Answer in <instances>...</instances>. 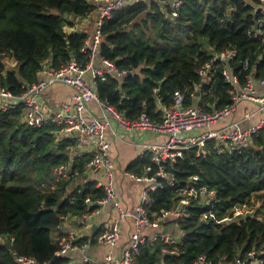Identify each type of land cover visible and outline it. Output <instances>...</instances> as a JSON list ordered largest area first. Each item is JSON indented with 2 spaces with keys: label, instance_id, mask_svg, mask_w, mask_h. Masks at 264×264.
<instances>
[{
  "label": "trees",
  "instance_id": "trees-1",
  "mask_svg": "<svg viewBox=\"0 0 264 264\" xmlns=\"http://www.w3.org/2000/svg\"><path fill=\"white\" fill-rule=\"evenodd\" d=\"M258 1L183 0L176 17L160 9L159 0L114 11L102 25L98 56L130 72L97 76L94 88L99 98L127 121L142 112L159 120V103L170 104L174 90L185 93V103L207 111L229 104L234 88L225 81L222 66L215 67L208 81L197 68L214 51L234 48L236 54L227 63L239 84L247 75L264 74V35L247 33L261 15L253 7ZM92 9L89 0H0L1 82L19 92L22 82L36 80L44 61L55 67L70 60L85 65L88 57L82 46L88 32L75 24ZM8 57L14 66L4 63ZM54 129L51 123L26 125L19 108L0 111V264H18L12 250L33 257L36 264H66L70 254L56 256L52 228L62 216L94 211L96 200L104 195L95 179L85 177L90 154L72 158L75 140L56 139ZM207 147L205 154L196 148L183 150L167 167L178 182L152 190L144 207L151 219L161 209L173 208L178 188L194 175L196 186L215 190L214 201L207 205L191 197L183 205L187 215L172 220L183 232L180 240L145 241L135 257L138 264H195L199 254L214 264L236 258L250 264L247 252L264 247V220L259 217L264 209V127L239 152L218 151L211 142ZM69 160L77 174L59 179L53 168ZM148 164L150 153L136 157L127 171L141 176ZM70 184L73 188L68 190ZM87 196L90 203L85 202ZM243 205L255 206L254 213L234 214ZM208 208L215 218L201 220Z\"/></svg>",
  "mask_w": 264,
  "mask_h": 264
},
{
  "label": "built area",
  "instance_id": "built-area-1",
  "mask_svg": "<svg viewBox=\"0 0 264 264\" xmlns=\"http://www.w3.org/2000/svg\"><path fill=\"white\" fill-rule=\"evenodd\" d=\"M93 5L91 16L93 26L88 32L82 50L86 53L88 60L85 65H81L75 60L55 67L44 61L37 70V78L31 83L22 82L21 91L15 92L0 80V111H10L18 109L21 112L23 122L30 127H41L51 123L55 126L54 134L60 138H72L76 140V146L80 144H91L92 152L85 162V168L92 172L100 173L97 185L104 190V195L96 200L98 212L100 207L110 204L115 210V216L111 223L95 236V242L106 244L110 250L105 254L103 261L105 264H138L136 255L140 253V245L145 241L154 242L159 237L162 240L172 243L180 240V237L170 233L147 235L145 229L156 228L160 223L171 217L180 219L187 213L183 205H188L191 197L199 199L203 204H210L214 201L216 192L205 185L196 186L197 176H189L186 185L178 188L179 200L173 208L161 209L160 214L151 219L144 207L148 202L149 193L157 188L166 185H174L178 182L175 174L167 169L172 167L176 158L187 148H196L197 153L205 154L208 150L207 144L211 142V147L218 151H241L252 142L255 135H258L264 127V92L256 89V84L264 86V74L258 78L247 75L243 84H239L237 74L230 71L227 61L234 57V48H225L214 51L210 58L197 68L199 76L208 81L214 73L215 67L221 65V72L226 82L230 83L234 92L231 95V102L220 108L207 111L193 103H185V93L181 90H174L172 102L170 104L159 103L161 117L153 120L142 112L132 121L125 120L112 106L104 103L98 96L94 84L97 76H104L105 73L113 72L122 75L130 72V69H120L113 61L98 56V49L103 39L102 25L106 18H109L114 11L132 5L136 2L147 0H89ZM183 0H159L160 9L173 17L178 15ZM255 12H260V16L254 20L252 29L247 33L254 35H264L262 27L264 25V0H259L253 5ZM3 54V53H0ZM4 63L14 66L12 58H4ZM2 71H0V74ZM55 84L68 85L73 92L68 98L63 99L54 106L46 96L47 89ZM246 100L255 105V108L241 119L227 120L235 111L237 104ZM94 102L99 113L93 111L89 104ZM54 108V109H52ZM257 113L255 121L243 123V119ZM115 118L121 126L138 129L152 130L165 134V139L161 143L143 145V150L150 151V161L145 167V174L138 176L132 174L136 181L145 184L141 190L139 203L131 213L133 220V230L130 239L119 252L114 251L120 238V223L127 215L120 201L117 199L114 190V161L110 156V145L107 139V129L110 127L109 118ZM227 120V121H226ZM222 124V125H219ZM116 134V133H115ZM72 160L61 163L53 168L57 177L68 179L76 175L77 171L71 170ZM155 169V170H152ZM152 172V173H151ZM90 203V197L85 199ZM243 213L252 215L247 206H239L234 210V214ZM66 216H62L64 220ZM215 218V211L208 208L200 215L201 220ZM223 217L221 220H227ZM56 228L61 227L59 222ZM13 238H10L12 241ZM58 248L56 255L69 254L78 248H86L89 242L78 244L76 236L72 233L62 234L57 239ZM165 251L166 249L163 248ZM18 264H36L31 256L19 254L12 250ZM250 264H264V247L247 252ZM94 264L96 261L90 255L84 253L78 260H68L66 264L72 263ZM195 264H214L205 254H199ZM217 264H246L245 260L236 258L233 261H218Z\"/></svg>",
  "mask_w": 264,
  "mask_h": 264
},
{
  "label": "crops",
  "instance_id": "crops-1",
  "mask_svg": "<svg viewBox=\"0 0 264 264\" xmlns=\"http://www.w3.org/2000/svg\"><path fill=\"white\" fill-rule=\"evenodd\" d=\"M92 15V14H91ZM90 16H84L83 20L76 25L78 28H85L87 32L92 29L93 18ZM256 89L260 92H264V86L257 83ZM73 92V89L64 84H55L50 86L46 91V96L51 101V105L66 99ZM89 107L99 113L98 108L94 102L89 104ZM160 108V107H159ZM255 108V105L246 100L240 101L235 111L227 120L241 119ZM54 109V108H52ZM258 114L254 113L247 118L243 119V123L253 122L257 119ZM226 120V121H227ZM110 127L107 129V139L110 145V156L114 161L115 173H114V190L117 199L120 201L124 211L127 215L120 223V238L118 245L114 251L119 252L120 248L125 246L130 239L131 231L133 230V220L131 213L134 211L136 205L140 201L141 190L145 184L142 181H136L132 174L127 171L128 164L136 157L147 155L149 150H143L142 146L161 143L165 139V134L152 131V130H138L121 126L118 121L110 117ZM222 125V124H219ZM116 133V134H115ZM56 137V136H55ZM56 139H58L56 137ZM72 139V138H71ZM75 140V139H73ZM76 142V140H75ZM91 144H80L73 148L71 155L82 156L86 153L91 154ZM85 177L89 179H95L96 182L100 177V173L92 172L85 168ZM73 188V185H69L68 190ZM115 216V210L110 204H106L100 207L98 212H90L80 217L66 216L61 221V227L52 228L51 236L56 241L62 234L72 233L76 236V241H88L89 245L86 248H78L71 251L69 254L70 260H78L84 253L91 256L96 262L94 264H105L103 258L105 254L110 250V247L106 244L95 242V236L101 230L106 228ZM171 217L164 219L160 225L156 228L145 229L147 235L170 233L181 238L183 232L178 229L174 224Z\"/></svg>",
  "mask_w": 264,
  "mask_h": 264
},
{
  "label": "rangeland",
  "instance_id": "rangeland-1",
  "mask_svg": "<svg viewBox=\"0 0 264 264\" xmlns=\"http://www.w3.org/2000/svg\"><path fill=\"white\" fill-rule=\"evenodd\" d=\"M247 209H249V211H251L253 214L255 211V206H252V205L250 207L247 206ZM259 217L264 220V209L259 213Z\"/></svg>",
  "mask_w": 264,
  "mask_h": 264
},
{
  "label": "water",
  "instance_id": "water-1",
  "mask_svg": "<svg viewBox=\"0 0 264 264\" xmlns=\"http://www.w3.org/2000/svg\"><path fill=\"white\" fill-rule=\"evenodd\" d=\"M57 256V255H56Z\"/></svg>",
  "mask_w": 264,
  "mask_h": 264
}]
</instances>
